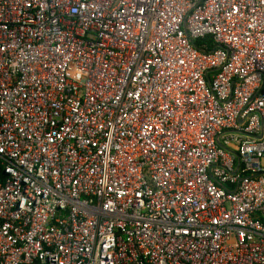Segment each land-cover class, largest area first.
<instances>
[{"label": "built area", "instance_id": "obj_1", "mask_svg": "<svg viewBox=\"0 0 264 264\" xmlns=\"http://www.w3.org/2000/svg\"><path fill=\"white\" fill-rule=\"evenodd\" d=\"M0 264H264V0H0Z\"/></svg>", "mask_w": 264, "mask_h": 264}, {"label": "water", "instance_id": "obj_2", "mask_svg": "<svg viewBox=\"0 0 264 264\" xmlns=\"http://www.w3.org/2000/svg\"><path fill=\"white\" fill-rule=\"evenodd\" d=\"M218 144H219L220 147H223V146L221 145V143L218 142Z\"/></svg>", "mask_w": 264, "mask_h": 264}, {"label": "trees", "instance_id": "obj_3", "mask_svg": "<svg viewBox=\"0 0 264 264\" xmlns=\"http://www.w3.org/2000/svg\"><path fill=\"white\" fill-rule=\"evenodd\" d=\"M209 39H211V38L209 37ZM205 41H206V39H205Z\"/></svg>", "mask_w": 264, "mask_h": 264}]
</instances>
